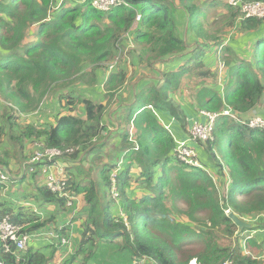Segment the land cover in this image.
<instances>
[{
    "label": "trees",
    "instance_id": "16d2710c",
    "mask_svg": "<svg viewBox=\"0 0 264 264\" xmlns=\"http://www.w3.org/2000/svg\"><path fill=\"white\" fill-rule=\"evenodd\" d=\"M62 1L0 0V169L13 175L17 167L23 173L35 149L74 148L66 168L80 172L84 181L68 174L66 189L77 198L69 207L67 198L46 187L38 167L25 172L22 180L29 175L33 203L42 206L40 213L50 216L43 220L32 210L14 211L0 203V222L9 216L22 227L21 233L37 240L53 232L52 240L58 245L63 240L70 242L74 233L75 252L62 264H264L257 259L259 254L248 252L264 255L256 239L236 236L261 229L252 223L264 216V129L220 116L209 140L188 143L197 154L194 159L199 166H195L178 157V131L164 124L165 118L171 119L184 132L189 131L187 112L170 97L189 81L195 82L191 89L196 91L198 112L221 114L231 109L238 116H255L264 101V21L244 19L229 0H125L130 7L121 5L109 13L98 12L89 4L67 6L65 1L55 12L54 5ZM219 8L224 11L222 18L214 14L212 20L209 13ZM207 16L214 29L222 21L221 29H208ZM181 20L187 24L185 38L180 32ZM34 26L35 39L27 42ZM234 28L248 41L233 39L227 45V39L218 36L224 32L228 38L231 33L226 30ZM125 45L141 51L138 64L145 57L150 68L166 59L178 66L142 87L114 117L122 130L117 150L123 157L94 167L106 150L102 142L110 135L107 106L127 83L124 70L104 78L108 104L60 94L61 111L53 123L23 124L27 121L22 116L38 112L50 93L77 83L94 86L97 73L104 77L101 69ZM210 45L221 51L212 55L215 47ZM208 60L226 65L223 96L215 88L219 73L208 67ZM80 104L86 118L76 113ZM132 129L135 133L130 139ZM83 154L87 158L81 159ZM92 154L87 172L83 166ZM120 161L124 164L118 170ZM134 170L140 175L134 177ZM113 181L119 205L110 198ZM4 189L0 185V195ZM80 200L82 206H78ZM49 206L53 211H46ZM230 213L246 222L252 220L251 229L240 232ZM59 216L68 217L62 228L56 227ZM78 220H82L81 227L75 231L73 223ZM59 251L63 249L54 244L32 246L24 252L12 247L11 253H5L0 242V264H57L51 260Z\"/></svg>",
    "mask_w": 264,
    "mask_h": 264
},
{
    "label": "rangeland",
    "instance_id": "374dc122",
    "mask_svg": "<svg viewBox=\"0 0 264 264\" xmlns=\"http://www.w3.org/2000/svg\"><path fill=\"white\" fill-rule=\"evenodd\" d=\"M224 2H226L227 0H223ZM59 5V4H58ZM55 5H54V10L56 12L55 9ZM223 10L221 8L215 10L214 12L209 13L208 16L211 17V19L213 20L212 15L215 14V16H217V18L221 19L222 18V14H223ZM208 16H207V24L210 23V25L207 27L208 29L212 28L214 29L215 26H212L211 24V20H208ZM226 17V15H225ZM228 19V18H226ZM81 21V20H80ZM79 21V22H80ZM221 25L219 27H216V29L214 30H220L221 26L224 24H222V21H220ZM138 26V24H137ZM134 27L135 29L137 28ZM212 26V27H211ZM35 26L31 29L28 38H27V42L28 41H32L35 39V36L33 35L34 31H35ZM186 29V30H185ZM180 32L182 33L183 37L185 38L186 36V32H187V24L186 22L181 20V27H180ZM226 33H231L230 36L227 38L226 34L223 32L222 34H218V36L220 38H225L227 39V45H229V40H237L240 41L242 43H245L248 41V37L243 38L242 33H239L237 29H233V30H226ZM191 40V39H188ZM196 44L193 43L191 44V47L194 48ZM212 47H215V45H210ZM194 50V49H193ZM193 50L189 53L188 56H192L193 54ZM197 50V49H195ZM209 50L211 49H207V52H209ZM219 48L215 47L212 55H217ZM221 51V49L219 50ZM140 52L134 45H125V47L121 48V51L119 53V56L114 59L113 61H110L107 63L106 65V69L103 68L101 69V73L103 72L104 77L100 74L97 73L96 78H97V83L90 87V86H86L82 83H77V84H72L70 86H67L66 88H60L56 93L54 94H49L48 97L46 98L43 106L41 107V109L36 112V113H29L28 115H23L22 117L25 118L23 120H26V123H23L22 121L20 123H23L25 125L28 124H32V125H39V126H46L48 124H51L55 121V116L57 115V113H59L60 107L58 104V98L60 94H66L72 98H75L76 100H79L80 98L83 99H91L94 102H102L104 105L108 104V98L106 97V94L104 95V87L102 85V83H104V78L108 77L110 73L112 72H117L118 70H124L127 74V83L124 85V88L121 89L119 92L116 93L115 97L112 99L111 103L107 106V110H106V116L108 117L107 121L111 122L109 124L106 125V123H104L107 126V131L109 132V136L108 139L104 142H102L103 144L106 143V147L104 151H102V154H100L98 157L100 158L97 161V164L94 165V167H101V165L104 164H108L110 163V158L115 159L116 157H123V153L117 150V146H119V144L121 143V141L123 140L121 138V136L119 134H121L120 132L121 127L119 126L117 119L114 118L118 113L122 112V108L128 106L134 99H135V94L145 85L149 84L151 81H157L161 78L158 77V75H160V77H162V75L164 73H169L171 72L172 68H176L178 65L174 64V62L172 61V59L169 60H165L164 62L160 63V64H152L153 67H149L146 62H145V57H144V63L143 64H138V56L140 55ZM210 62H212L213 60H208ZM226 66L225 64H222L220 67H218L217 69H214L213 71H218L219 74V79H218V83L215 84V88L220 92V95L223 96L224 93V87H225V83L223 81V74L225 72V68L224 66ZM181 66L185 67L184 61L181 62ZM108 68V70H107ZM153 68V69H152ZM86 69L87 70H91L92 66L90 65V63H86ZM84 73V72H83ZM185 84V88H180L179 90H175L174 92L171 93L170 97L176 101L177 103H180L181 106L184 109H191L193 111V114H197L199 113L198 110L195 108L196 106L194 105V96L196 94V91H194L193 89H191L195 82H190L189 84L183 83ZM197 87V86H196ZM64 104H66V101H63ZM10 111V110H9ZM76 113L79 117L81 118H86L85 117V112H84V107L82 106V104L78 105L76 107ZM207 113H205V116ZM211 114V113H210ZM227 116H231V117H235L234 114H229ZM222 117V116H221ZM114 118V119H113ZM189 118V116H188ZM207 118V117H206ZM240 121L243 122L246 120L245 117H243L242 115H240ZM116 120V121H115ZM197 122H201V121H194L190 123V127L188 128L189 131L185 132V135L188 136L186 137V139H190V134H191V130L193 129V125ZM166 126H168V128L172 129L173 131V127L178 128L180 131L182 130V127L180 124H178L176 121H172L171 122H167L165 121L164 123ZM173 126V127H172ZM193 126V127H192ZM132 135L130 137V139L134 138V133H135V129H132ZM188 140H180V142H187ZM101 143V144H102ZM7 146L4 144V148H6ZM67 149H72V148H64V150ZM36 150V149H35ZM35 150L32 152V154L35 152ZM72 156V155H71ZM70 156V157H71ZM69 157V158H70ZM94 157V155H90L89 159H88V163H85V166H83L84 170H86L87 172L89 171V167L92 166L91 164V159ZM97 157V156H95ZM81 159L83 158H87L85 157V155L83 154L81 157ZM68 162V161H67ZM66 162V163H67ZM65 163V165L67 166V164ZM71 163V161H70ZM118 170L121 169L123 167L124 162L120 161L118 163ZM136 170H139V168L135 167ZM67 169V168H66ZM15 173L13 175L8 174L7 172H5L8 177H9V182L8 184H0L6 187V189L3 190V193H1L0 195V203L3 204L4 206H10V208L14 209V211H18V209H23V211H28V210H32V213H35L37 215H39L40 217H42L43 220H47L49 218L50 215H47L46 213H40V208L42 206L37 205L36 203H33L32 199H31V192L33 191V186L30 184L31 182L30 177H28L29 175H27L25 182H23V176L25 173H21L20 170H17V167H14ZM69 174H75V176H77V179L80 181H84V178L82 177V175L79 173H76L75 170H67ZM32 173V172H28ZM133 176L137 177L138 175H140V172L138 173L137 171H133ZM43 178V182L45 184V178L43 177V175H41ZM69 177V175H68ZM218 177L216 176V179ZM139 189H135V193L136 195H140V192H138ZM110 198L112 200L115 201V203L117 205H119L120 203V199H119V194L118 191L115 187H113L110 191ZM80 199V198H79ZM78 206H82L81 202H79ZM53 211V207L49 206L47 207L46 211ZM117 212H119V209L116 210ZM38 212V213H37ZM121 214V213H120ZM122 215V214H121ZM9 217V216H8ZM11 218V217H10ZM68 221V217H58L56 219V227L58 228H62L65 224V222ZM70 223V221L68 222ZM82 220H78L76 222L73 223L74 225V229L75 231L77 229H79V227H81ZM252 224H256L259 225L261 227L264 226V216H257L255 218V220L253 221ZM252 226V225H251ZM54 226H52L53 228ZM241 232V231H240ZM53 232H50L49 235H52ZM258 232L257 231H246L244 233H237L236 236L240 237V240H248V238H252L251 240H255L254 238L256 237V234ZM52 238H54V236H47L44 238V240L42 241H38V240H33L32 241V245L30 247L33 246V248H37L40 247L41 248H45L48 246H52L54 244H56L57 247H60L61 249H63V251H59V254H57L55 260H51L54 261L53 263H57V264H62L64 261L68 260V258L70 257L71 254H73L75 251L73 250L74 245H73V241L70 242H65V240L62 241L61 245H58L57 243L53 242ZM41 242V244H39ZM71 243V244H70ZM75 244V243H74ZM37 246V247H36ZM66 246H68V248H66ZM251 252V250H248V252ZM50 250L47 251V255L49 256ZM89 264H93V263H89ZM192 264H195V262H193Z\"/></svg>",
    "mask_w": 264,
    "mask_h": 264
},
{
    "label": "built area",
    "instance_id": "2783aa9c",
    "mask_svg": "<svg viewBox=\"0 0 264 264\" xmlns=\"http://www.w3.org/2000/svg\"><path fill=\"white\" fill-rule=\"evenodd\" d=\"M67 6H72L74 4L85 5L89 4L93 9L101 13H109L114 10L116 7L121 5L130 7L125 0H65ZM62 1L57 4L55 7L56 10H59L63 3ZM228 3L235 8H239L241 17L244 19H256L264 21V2H244L243 0H229ZM66 7V6H65ZM68 8V7H67ZM141 21V15H138L136 18V25ZM1 102V99H0ZM207 112H204V114ZM234 114L235 117H231L237 120H240V116L235 114L231 109H225L221 114L207 113V122L201 123L197 122L192 127L191 138L186 143L182 142L177 147V155L182 160V162L188 165L199 166L194 158L197 157V154L189 148L188 143L196 139L202 141L209 140L212 136L216 122L220 116H227L229 114ZM245 122L249 123V126L252 128H261L264 129V117L253 116L246 118ZM76 149H59V148H45L36 149L35 152L31 155L28 161L24 164L22 172H33L36 167L41 172L45 178L46 187L54 194L59 195L60 197L67 198L70 202L68 206L72 205V200H75V197L69 195L68 190L66 189L68 185V171L66 169L65 163L68 161L69 157L75 153ZM116 173L113 174V177ZM9 177L6 173L0 169V184H8ZM115 187V181H113ZM22 227L18 224H15L10 217L4 218L0 222V242L3 244L4 252L11 253L12 247L16 249V252L27 251L32 245L33 240L35 239L32 235L21 233ZM252 239L251 237L248 240ZM39 240V239H38ZM66 242V240H65Z\"/></svg>",
    "mask_w": 264,
    "mask_h": 264
},
{
    "label": "crops",
    "instance_id": "0c3cea01",
    "mask_svg": "<svg viewBox=\"0 0 264 264\" xmlns=\"http://www.w3.org/2000/svg\"><path fill=\"white\" fill-rule=\"evenodd\" d=\"M214 56H212V59H214L213 58ZM208 67L209 68H211L212 70H214V69H217L218 67H220V65H219V61H212V62H210V61H208ZM221 72V71H220ZM220 72H219V74H220ZM258 112H254V114L255 115H257V116H260V117H264V101L261 103V105L259 106V108H258ZM185 111L187 112V114H188V116H189V118H188V121H189V124L191 123V122H194V121H201V123H205V122H207V118H206V116H205V114H204V112H199V113H197V114H193V111L191 110V109H185ZM248 115H245L244 117L245 118H250V117H247ZM164 121H167L168 123L169 122H171V119H166L165 118V120ZM173 127V126H172ZM174 130H177L178 131V135H177V137H178V140H188V139H186V137H188V136H186L185 135V132L183 131V130H179L178 128H176V127H173V131ZM3 193V192H2ZM77 199V198H76ZM79 199V198H78ZM79 202H81V200L79 201ZM252 221V220H251ZM251 221H249V222H251ZM248 222V223H249ZM250 224V223H249ZM251 225V224H250ZM250 231H252V230H250ZM253 231H257L258 233L256 234V237L254 238V239H256V242H257V244H259V246H261L263 249H264V226L263 227H261V229H258V230H253ZM52 236H54L53 234H52ZM72 237H71V241H72V238L73 237H76L75 236V234L73 233L72 235H71ZM55 237V236H54ZM53 239V238H52ZM43 239H39L38 241H42ZM251 240V239H250ZM43 242V241H42ZM39 244H41V242L39 243ZM71 244V243H70ZM254 255H258L259 254V256L260 257H257V259H262V260H264V255H261L260 254V252H254V251H251ZM250 251H249V254H252ZM89 263H93V262H89ZM94 264V263H93Z\"/></svg>",
    "mask_w": 264,
    "mask_h": 264
},
{
    "label": "water",
    "instance_id": "95a60500",
    "mask_svg": "<svg viewBox=\"0 0 264 264\" xmlns=\"http://www.w3.org/2000/svg\"><path fill=\"white\" fill-rule=\"evenodd\" d=\"M229 218L233 221V223L238 227L239 231H244L245 229H251V225L243 219H240L234 213H230Z\"/></svg>",
    "mask_w": 264,
    "mask_h": 264
},
{
    "label": "clouds",
    "instance_id": "9594fccd",
    "mask_svg": "<svg viewBox=\"0 0 264 264\" xmlns=\"http://www.w3.org/2000/svg\"><path fill=\"white\" fill-rule=\"evenodd\" d=\"M221 66V65H220Z\"/></svg>",
    "mask_w": 264,
    "mask_h": 264
}]
</instances>
